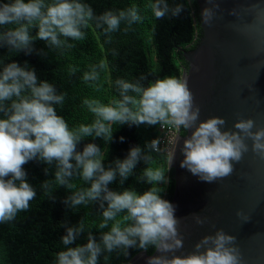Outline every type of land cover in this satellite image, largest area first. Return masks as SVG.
Wrapping results in <instances>:
<instances>
[{"label": "clouds", "instance_id": "clouds-1", "mask_svg": "<svg viewBox=\"0 0 264 264\" xmlns=\"http://www.w3.org/2000/svg\"><path fill=\"white\" fill-rule=\"evenodd\" d=\"M156 19L169 12L164 0L146 5ZM173 15L182 11V6L171 10ZM205 22L212 16L210 9L202 11ZM90 5L81 0H8L0 3V43L10 51H31L34 39L45 41L49 46L74 45L67 41L85 38L82 29L93 19ZM108 33L120 28L121 21L129 25L141 22L143 17L137 5L114 12L105 11L99 18ZM99 26V24H98ZM35 29V36L31 34ZM100 67H105L103 61ZM74 67L69 72H75ZM99 73L95 68L84 72L85 82L95 81ZM144 79V77H141ZM115 85L119 99L103 103L98 99H84L83 104L94 116L90 124L69 128L66 120L57 114L55 105H62L64 94H58L48 81H39L35 69L12 61L0 70V223L12 221L18 212L27 210L29 202L36 196L27 181L24 165L39 160L51 165L56 163L55 182L72 188L66 178L79 170L81 179L90 186L75 192L65 200L71 206L102 200L103 221L99 228H109L97 242L91 234L85 244H75L83 231V221L78 226L68 227L61 237L65 249L56 253L54 264H98L102 252L111 253L138 247L147 251L149 247L161 255H151L146 264H243V257L235 246L236 237L219 229L214 235L204 236L195 250L187 255H175L183 247L178 231L179 220L174 215L175 206L160 193L166 184L161 169L146 167L142 177L153 185L143 192L135 189L111 190L108 186L117 177L121 183L133 172L141 159L145 163L151 156L142 154L139 146L128 150L124 159H117L115 167L105 168L104 155L95 143H87L82 151L77 145L86 137L112 139L113 125L169 124L182 127L191 134L183 141L181 167L189 170L201 181L212 183L229 177L234 171V162L239 163L248 151L246 139L252 140V151L264 158V127H257L251 118L234 121L235 130H222L226 121L220 116L200 119L199 106L195 105L187 82L176 78H158L147 86L125 79H117ZM256 129L253 131V129ZM123 140V137L120 138ZM151 151L158 150V141L147 144ZM74 161V163H73ZM48 188V183H44ZM237 217L247 220L242 211ZM118 217H120L118 219ZM197 224L205 222L193 214ZM75 246H71L74 245ZM172 253V255H166ZM108 259L107 256L104 257Z\"/></svg>", "mask_w": 264, "mask_h": 264}, {"label": "trees", "instance_id": "trees-1", "mask_svg": "<svg viewBox=\"0 0 264 264\" xmlns=\"http://www.w3.org/2000/svg\"><path fill=\"white\" fill-rule=\"evenodd\" d=\"M8 0H0V3ZM27 2V0H26ZM51 2V0H48ZM93 9V19L86 28L82 29L85 38L81 41L68 40L72 48L49 46L45 41L34 39L31 51H10L7 45L0 43V70L9 62L15 61L21 66L35 69L39 81H48L58 94H64L62 105H55L58 115H61L69 128L80 124H90L94 116L83 104L84 99H98L109 103L114 98L119 99V91L115 85L117 79L139 82L147 86L158 78H180L181 71L186 64L181 55V49H189L200 36L199 20L194 0H164L169 12L162 19H156L146 5L155 0H81ZM137 5L141 22L129 25L121 21L120 28L108 33L106 26L99 22V16L105 11L127 9ZM182 6L178 15L172 14V9ZM99 24V26H98ZM4 28L0 27V32ZM35 36V29L30 30ZM105 67H100V62ZM74 67L75 72H69ZM95 68L99 73L95 81L85 82L84 72ZM144 77V79H141ZM2 115V114H0ZM156 126L141 124L113 125L112 139L104 141L102 138L86 137L78 145L82 151L87 143L97 144L104 155L105 168L115 167L117 159H124L128 150L139 146L142 154L150 155L151 161L145 163L143 159L137 164L132 174L121 183V178L109 184L114 191L135 189L143 192L153 185L145 183L142 174L146 167L164 171L167 183L157 185L163 187L160 195L170 201L172 192V170L167 168L166 157L161 153L151 151L147 144L156 134ZM183 128L180 127V132ZM123 137V140L120 138ZM74 163V161H73ZM27 181L32 185L36 196L29 202V208L17 213L9 222L0 223V264H54L56 253L65 249L61 237L66 234L68 227L78 226L83 221V231L77 236L75 244H85L91 234L97 242L101 234L109 228L101 229L98 225L103 221L102 200L89 201L86 204L71 206L65 200L75 192L90 186L74 169L73 175L66 178L72 188L55 182L56 163L51 165L39 160H33L24 166ZM48 183V188L44 183ZM120 217H118L119 219ZM71 245V246H75ZM154 248L149 247L147 254ZM138 247L128 249L124 255L123 249L111 253L102 252L98 264H125L136 252ZM144 251V250H143ZM108 259L105 260L104 257Z\"/></svg>", "mask_w": 264, "mask_h": 264}, {"label": "water", "instance_id": "water-1", "mask_svg": "<svg viewBox=\"0 0 264 264\" xmlns=\"http://www.w3.org/2000/svg\"><path fill=\"white\" fill-rule=\"evenodd\" d=\"M194 1L200 36L193 47L181 49L186 67L179 80L187 82L200 119L223 117L222 130H235L239 118H251L257 127H264V0ZM205 8L212 12L209 22L202 15ZM190 134L183 128L166 161L173 180L170 202L183 239L175 255H187L204 236L223 229L236 237L243 264H264V158L252 151L253 142L246 139L248 151L239 163L234 162L233 173L204 182L181 167V148ZM238 210L249 218L237 217ZM193 214L205 222L197 224ZM151 255L161 253L141 250L125 264H146Z\"/></svg>", "mask_w": 264, "mask_h": 264}, {"label": "built area", "instance_id": "built-area-1", "mask_svg": "<svg viewBox=\"0 0 264 264\" xmlns=\"http://www.w3.org/2000/svg\"><path fill=\"white\" fill-rule=\"evenodd\" d=\"M179 133L180 127L169 124H157L156 134L153 139L158 141V150L154 152L165 155L167 161L173 142Z\"/></svg>", "mask_w": 264, "mask_h": 264}]
</instances>
